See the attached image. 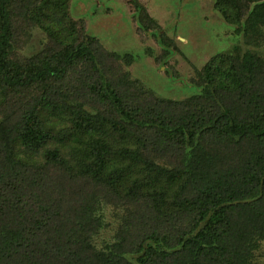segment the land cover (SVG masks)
Returning a JSON list of instances; mask_svg holds the SVG:
<instances>
[{
	"label": "trees",
	"instance_id": "obj_1",
	"mask_svg": "<svg viewBox=\"0 0 264 264\" xmlns=\"http://www.w3.org/2000/svg\"><path fill=\"white\" fill-rule=\"evenodd\" d=\"M70 1L0 0V107L22 106L15 121H0V264H256L264 243V56L239 46L214 55L187 99L158 96L128 77L121 93L101 72L102 45L71 16ZM127 1L144 31L160 30L143 3ZM215 8L249 44L264 40V0H215ZM36 26L49 46L19 61L15 41ZM83 66L94 69L91 89L108 116L63 88ZM69 141L76 165L65 166L147 209L136 236L92 244L94 224L103 223L94 191L81 203L74 239L51 227L57 205L48 194L29 199L21 152L44 148L47 163L60 162Z\"/></svg>",
	"mask_w": 264,
	"mask_h": 264
},
{
	"label": "rangeland",
	"instance_id": "obj_2",
	"mask_svg": "<svg viewBox=\"0 0 264 264\" xmlns=\"http://www.w3.org/2000/svg\"><path fill=\"white\" fill-rule=\"evenodd\" d=\"M139 1L160 25L159 31H144L139 25L138 13L127 0H71L68 6L71 16L82 20L87 31L96 36L102 45L98 53L99 68L108 80L119 87L121 93L128 77L158 96L187 99L193 93L192 83L198 79V72L214 55L239 46L241 52L251 50L264 56V40L260 45L256 42L249 44L251 36L237 34L235 27L228 24L215 8V0ZM15 25L21 28L25 25L24 20L17 17ZM26 33L15 41L14 54L19 61L38 53L43 55L49 46L50 41L40 27L31 28ZM106 52L117 53L118 56H109ZM83 67L68 73L70 76L62 82L63 88L66 86L65 91L78 93L74 100L88 111L108 116L105 103L91 89L94 69ZM124 98L131 105L141 101L139 98ZM20 107L19 104L0 107V121L4 118L15 121L20 116ZM57 127L61 128V124ZM47 145L58 147L56 142ZM69 145L70 141L61 147L60 162L47 163L41 155L44 148L36 150L37 153L21 152L24 164L28 165L25 181L29 178L32 181L29 199L35 196L34 193L44 191L48 194L46 200H52L57 205L56 213L51 217V227L74 239L73 235L76 238V234L80 233L81 203L89 199L94 191V204L99 202L94 216L101 218L103 223L101 227L94 224L98 232L94 234L92 244L101 249L105 247L104 240L115 241L120 235L127 238L136 236L142 229L135 227V220L139 215L146 216L147 209L145 211L142 203H126L114 195L111 197L104 187L95 183L92 186L89 179L78 177L74 168L76 160L70 157ZM71 161L74 166H65V162ZM169 161L172 159L169 158ZM128 217L131 221L127 225L124 219ZM256 256V264H264V243Z\"/></svg>",
	"mask_w": 264,
	"mask_h": 264
}]
</instances>
